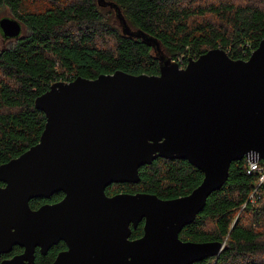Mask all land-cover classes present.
<instances>
[{
    "label": "water",
    "instance_id": "95a60500",
    "mask_svg": "<svg viewBox=\"0 0 264 264\" xmlns=\"http://www.w3.org/2000/svg\"><path fill=\"white\" fill-rule=\"evenodd\" d=\"M122 26L154 45L158 75L77 77L36 97L45 116L39 142L0 165V255L25 250L0 264H32L35 247L44 254L60 240L68 249L54 264H193L224 249L178 236L224 185L232 162L264 160V39L247 60L215 48L180 68ZM0 32L18 40L22 28L4 17ZM157 158L187 161L203 174L200 185L171 200L105 195L111 184L138 183L139 168ZM58 192V203L31 209V200ZM140 223L142 236L129 239L130 225Z\"/></svg>",
    "mask_w": 264,
    "mask_h": 264
},
{
    "label": "trees",
    "instance_id": "16d2710c",
    "mask_svg": "<svg viewBox=\"0 0 264 264\" xmlns=\"http://www.w3.org/2000/svg\"><path fill=\"white\" fill-rule=\"evenodd\" d=\"M5 9L26 34L0 50V165L39 142L45 116L34 101L54 82L92 80L116 71L158 75L154 45L125 35L122 22L130 33L140 32L156 42L161 55L180 68L188 58L215 48L233 60H247L264 39V0H0V12ZM258 163L263 166L264 160ZM138 175V183L113 184L105 193H145L171 200L190 194L203 178L185 160L162 158L140 167ZM260 175L249 171L246 158L230 164L224 185L179 233L183 242L224 244L216 258L193 264H264ZM60 198L56 194L29 205L35 210ZM141 236L142 223L131 238ZM60 248L37 256L36 264H47Z\"/></svg>",
    "mask_w": 264,
    "mask_h": 264
},
{
    "label": "flooded vegetation",
    "instance_id": "af4514ba",
    "mask_svg": "<svg viewBox=\"0 0 264 264\" xmlns=\"http://www.w3.org/2000/svg\"><path fill=\"white\" fill-rule=\"evenodd\" d=\"M111 185H113V184H111ZM109 186H110V185H109ZM106 188H107V187H106ZM106 188H105V189H106ZM56 194H61V198H60L58 201L53 202V203H45V204L54 205V204L58 203L59 201H61L62 198L64 197V195H63L61 192L55 193V194H53L52 196H54V195H56ZM105 195H106L107 197H113V196L118 195V194H114V195H109V196H108V195L105 193ZM52 196H51V197H52ZM51 197L48 198V199H44V198H41V199H44V200H50ZM38 199H40V198H38ZM45 204H43V205H45ZM41 206H42V205H41ZM41 206H40V207H41ZM37 209H38V208H37ZM35 210H36V209H35ZM130 227H131V233H130L129 239H131V240H135V239L131 238V234H132V231L135 230L137 227H136V228H132V225H130ZM55 247H62V248H60L59 250H57L56 253L54 254V256H50V261H49L47 264H54V262L56 261V259H57L58 256H59V254H60V253H63V252H66L67 249H68L66 243H65L64 241H62V240H60V241H58L56 244H53L52 246H50V247L46 250V252H45L44 254L41 253V248L37 246V247H35V249H34L33 262H32V264H36L37 256L45 257V256H47V255L49 254V252H50L52 249H54ZM24 250H25V249H24L23 247H20V246H14L11 252H9V253H7V254H1V255H0V263H2V262H4V261H9V260H11V259H13V258H21V255L24 253ZM22 263L25 264L26 262L23 260Z\"/></svg>",
    "mask_w": 264,
    "mask_h": 264
},
{
    "label": "rangeland",
    "instance_id": "374dc122",
    "mask_svg": "<svg viewBox=\"0 0 264 264\" xmlns=\"http://www.w3.org/2000/svg\"><path fill=\"white\" fill-rule=\"evenodd\" d=\"M4 17L14 19L13 16L10 14V12L6 9L0 12V19L4 18ZM21 28H22V26H21ZM25 34H26V30H25V28H22L21 36L25 35ZM14 42L15 41L13 39L12 40L3 39L1 32H0V50H2L4 48L12 47L14 45Z\"/></svg>",
    "mask_w": 264,
    "mask_h": 264
},
{
    "label": "built area",
    "instance_id": "2783aa9c",
    "mask_svg": "<svg viewBox=\"0 0 264 264\" xmlns=\"http://www.w3.org/2000/svg\"><path fill=\"white\" fill-rule=\"evenodd\" d=\"M247 163H248V169L250 172L258 171L259 173H261L260 178H259V184H258L259 186L264 181V165L260 166L257 161H252V160H247ZM250 198H251V202L255 201V199L252 196H250Z\"/></svg>",
    "mask_w": 264,
    "mask_h": 264
},
{
    "label": "bare ground",
    "instance_id": "6f19581e",
    "mask_svg": "<svg viewBox=\"0 0 264 264\" xmlns=\"http://www.w3.org/2000/svg\"><path fill=\"white\" fill-rule=\"evenodd\" d=\"M261 185V184H260ZM260 187V186H259ZM256 190H258V189H256ZM263 190V189H262ZM253 194V193H252ZM260 194V193H259ZM257 198V197H256ZM257 200V199H256Z\"/></svg>",
    "mask_w": 264,
    "mask_h": 264
}]
</instances>
